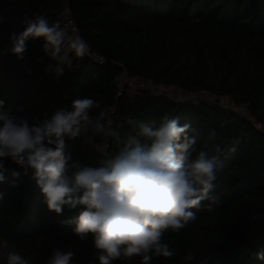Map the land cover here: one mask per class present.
I'll use <instances>...</instances> for the list:
<instances>
[{
	"label": "trees",
	"instance_id": "trees-1",
	"mask_svg": "<svg viewBox=\"0 0 264 264\" xmlns=\"http://www.w3.org/2000/svg\"><path fill=\"white\" fill-rule=\"evenodd\" d=\"M80 35L109 61L99 65L72 56L58 79L46 71L55 61L42 50L41 39L29 40L23 59L10 53L12 34L24 28L0 24V99L5 109L30 122L90 96L109 108L116 99L112 127L129 132L126 121L158 124L164 115L178 117L196 131L198 149L221 145L213 210H197L196 219L164 240L173 255H153L151 264H264V0H69ZM151 80L156 87H177L210 99L176 102L154 89L117 96L121 73ZM230 99L232 107L221 103ZM244 108L247 114L238 113ZM218 139L209 141L210 130ZM134 134V133H133ZM102 139L68 148L71 162L98 167L105 153ZM235 148V151L230 149ZM0 183V242L29 264H46L54 249L75 255L72 264H99L93 237L81 241L74 220L83 206L62 215L47 210L33 171L6 160ZM75 169H72L74 171ZM12 171L21 172L16 179ZM15 184V186H13ZM207 204L208 202H204ZM0 264L5 261L0 257ZM112 264H142V257Z\"/></svg>",
	"mask_w": 264,
	"mask_h": 264
},
{
	"label": "clouds",
	"instance_id": "clouds-1",
	"mask_svg": "<svg viewBox=\"0 0 264 264\" xmlns=\"http://www.w3.org/2000/svg\"><path fill=\"white\" fill-rule=\"evenodd\" d=\"M22 22L25 29L10 37V53L23 59L27 42L41 39L42 50L55 61L46 71L57 79L65 66L71 67L73 55L83 58L89 53V43L66 31L59 19L50 22L45 14H25ZM4 103L0 99V183L6 180L5 163L10 160L24 175L33 171L48 211L62 215L65 207L83 206L65 223L75 224L73 231L81 241L93 237L99 264L134 256L151 264L153 255L172 256L165 233L179 232L196 219L192 209L212 211L218 200L214 182L222 166L221 145L198 149V137L191 134L196 130L178 117L164 115L158 124L128 119L130 131L122 134L123 125L111 126L110 109L87 95L34 122L5 109ZM89 132L114 141L117 150L105 153L98 167L70 163L67 141ZM208 139H218L215 129ZM21 174L11 172L16 179ZM74 255L57 248L46 264H72ZM254 255L264 261V250ZM0 257L5 264H29L19 252L9 250L7 239L0 242Z\"/></svg>",
	"mask_w": 264,
	"mask_h": 264
},
{
	"label": "built area",
	"instance_id": "built-area-1",
	"mask_svg": "<svg viewBox=\"0 0 264 264\" xmlns=\"http://www.w3.org/2000/svg\"><path fill=\"white\" fill-rule=\"evenodd\" d=\"M25 14H27V17L29 18L32 17L34 14H45L50 22L59 19L66 31H69L73 34L78 33L80 35L79 27L70 11L69 0H0V24H8L14 27L25 29L26 24L22 22L25 18ZM86 57H88L93 62L99 65H107L109 62L105 56H103L97 49L92 47H90L89 53L88 55H86ZM116 83L118 87L116 98L122 96L126 91L132 92L139 89H154L158 90L163 94H168L167 89H175L179 93L191 95L192 98L190 99H203V96H205L206 99H210L211 101L215 100L214 96H208L204 94L195 95L191 92L184 91L177 87H156L151 80L133 77L128 75L126 72H123L118 75V77L116 78ZM170 97L176 102L184 101L183 99H177V97ZM109 109L111 126H113L114 117L116 114V107L115 105L110 106ZM98 137L100 136L93 135L91 132H89L83 137H78L74 140L67 141L68 148L79 145H85L86 143H92L94 139ZM100 138L102 139L100 146L105 152L109 149V140H105L102 137Z\"/></svg>",
	"mask_w": 264,
	"mask_h": 264
},
{
	"label": "rangeland",
	"instance_id": "rangeland-1",
	"mask_svg": "<svg viewBox=\"0 0 264 264\" xmlns=\"http://www.w3.org/2000/svg\"><path fill=\"white\" fill-rule=\"evenodd\" d=\"M167 92H168V94H169L170 96H172L173 98L177 97V99H180V100H181V99H183V100H188V99L192 98L191 95H189V94H185V93H179V92H178L177 90H175V89H167ZM203 99H206V97L203 96ZM230 102H231V101H230V99H228V98H222V99H221V103H222L223 105H225L226 107H229V108L232 107V104H231ZM235 108H236V110H237L238 113H241V114H244V115L247 114V111H246L244 108H242V107H240V108L235 107ZM99 148L101 149L102 152H104V151H103V148H102L101 146H99Z\"/></svg>",
	"mask_w": 264,
	"mask_h": 264
},
{
	"label": "water",
	"instance_id": "water-1",
	"mask_svg": "<svg viewBox=\"0 0 264 264\" xmlns=\"http://www.w3.org/2000/svg\"><path fill=\"white\" fill-rule=\"evenodd\" d=\"M116 104V99H114L111 103V106H114Z\"/></svg>",
	"mask_w": 264,
	"mask_h": 264
}]
</instances>
